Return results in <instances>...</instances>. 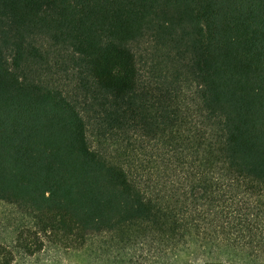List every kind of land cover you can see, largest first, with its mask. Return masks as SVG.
I'll use <instances>...</instances> for the list:
<instances>
[{
  "label": "trees",
  "instance_id": "16d2710c",
  "mask_svg": "<svg viewBox=\"0 0 264 264\" xmlns=\"http://www.w3.org/2000/svg\"><path fill=\"white\" fill-rule=\"evenodd\" d=\"M264 264V0H0V264Z\"/></svg>",
  "mask_w": 264,
  "mask_h": 264
},
{
  "label": "rangeland",
  "instance_id": "374dc122",
  "mask_svg": "<svg viewBox=\"0 0 264 264\" xmlns=\"http://www.w3.org/2000/svg\"><path fill=\"white\" fill-rule=\"evenodd\" d=\"M35 264H90V262L84 256L50 252L44 255Z\"/></svg>",
  "mask_w": 264,
  "mask_h": 264
}]
</instances>
